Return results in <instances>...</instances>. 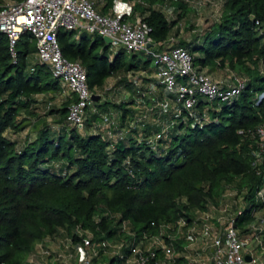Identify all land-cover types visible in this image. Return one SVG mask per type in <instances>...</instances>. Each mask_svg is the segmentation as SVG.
<instances>
[{
  "label": "trees",
  "instance_id": "trees-1",
  "mask_svg": "<svg viewBox=\"0 0 264 264\" xmlns=\"http://www.w3.org/2000/svg\"><path fill=\"white\" fill-rule=\"evenodd\" d=\"M10 1L20 0L0 4ZM115 1L94 0L95 10L110 14ZM125 1L130 14L121 18L139 16L156 49H187L198 71L207 65L241 70L245 85L230 101L197 95L194 106L186 109L159 79L140 75L150 71L148 54L111 50L99 34L59 28L62 55L86 69L90 89L101 92L116 77L114 86L128 91L115 101L102 95L87 110L82 126H70L71 99L53 106L62 87L49 66L34 56L29 32L16 41L15 60L8 36L0 32V264H25L37 242L60 232L75 246L78 226L91 231L93 241H123L119 255L107 261L122 264L143 233H155L160 223L178 218L190 223L197 211L215 209L230 187L242 197L240 213L234 215L239 235L263 237L264 154L258 160L255 151L264 142V0H222L219 18L186 39L177 37L188 11L185 0ZM169 2H174L171 12L165 8ZM158 98L168 100L166 111L154 105ZM142 106L156 121L144 119ZM111 109L118 114L114 138L99 125L101 115H112ZM170 121L174 124L153 148L148 138ZM28 125L33 131L21 135ZM175 245L182 249V239ZM159 258L155 249V258L146 264Z\"/></svg>",
  "mask_w": 264,
  "mask_h": 264
},
{
  "label": "built area",
  "instance_id": "built-area-1",
  "mask_svg": "<svg viewBox=\"0 0 264 264\" xmlns=\"http://www.w3.org/2000/svg\"><path fill=\"white\" fill-rule=\"evenodd\" d=\"M185 1L188 4L193 2V0ZM130 9L129 6L124 12L101 14L95 10L94 0L10 1L0 4V32L8 36L14 60L16 59L14 50L16 41L23 32H29L31 39L35 41L37 59L47 64L61 87L73 95L70 96L71 101L66 117L70 126H82L87 110L95 101L92 97L96 95L100 98L102 94L100 91L90 89L86 69L79 62L69 60L62 55L57 40L59 28L73 30L77 34L86 32L108 37L111 50L123 48L129 54L133 52L148 54L154 61L155 77L163 83L166 91L177 94L178 100L186 109L194 106L197 95L209 101L222 102L230 101L240 94L245 80L235 74H232L229 82L216 80L209 74L197 70L193 57L187 49L179 46H173L167 50L156 49L149 36L148 25L139 16L130 19L121 18L124 14L129 15ZM166 14L170 16V12L166 11ZM127 75L131 77L130 73ZM155 91V87L150 90L152 93ZM154 103L162 112L166 111L168 106L166 98H158ZM92 109L95 111L94 108ZM138 119L141 120V118ZM114 123V118L109 113L101 115V128L113 138L116 136L112 131ZM173 124L172 121L164 123L160 133L149 137L148 143L155 148L156 141ZM129 126L134 127L135 124L130 122ZM260 133L263 136L262 129ZM119 134H125V131ZM263 154L264 142L260 143V150L255 151V156L259 160ZM261 194L262 191H259L258 195ZM235 207L238 209L225 218L223 227L219 228L212 225L211 210L197 211L188 224L183 218H178L175 223H160L157 232L142 234L140 240L131 246L130 253L122 260V264H146L149 259L155 258V249L161 252V258L155 259V264H176L178 258L180 264L261 263L260 252L264 253V239L253 234L245 237L239 235L234 226V215L240 213L241 206L235 205ZM219 210L224 213V216L227 215V206ZM224 216L220 218L223 219ZM261 221L264 224V219ZM151 224L154 225L153 222ZM123 229L128 236L132 238L135 236L125 224ZM76 232L80 242L71 246L70 241L67 240L66 247L71 251L67 250L64 255L58 252L54 260L63 261L74 257L69 264H94L93 258L99 257V249L112 248L113 255H119L124 245L123 241L117 242L111 239L93 241L92 232L80 226L76 227ZM180 238L183 247L179 250L176 248L175 241ZM252 242L255 243V248L250 246ZM197 243L202 245L200 249L195 248ZM246 255L251 257L250 261L245 259ZM98 264H107V262Z\"/></svg>",
  "mask_w": 264,
  "mask_h": 264
},
{
  "label": "rangeland",
  "instance_id": "rangeland-1",
  "mask_svg": "<svg viewBox=\"0 0 264 264\" xmlns=\"http://www.w3.org/2000/svg\"><path fill=\"white\" fill-rule=\"evenodd\" d=\"M222 0H193V2H189L188 4V11L186 16L181 21L180 25V31L178 33V38L180 39H186L193 37L196 33L201 32L205 28H207L212 21L217 20L219 18L220 11L222 9ZM167 8V7H166ZM169 8V7H168ZM167 10L171 12V9L169 8ZM154 67V61L152 60L149 64V68ZM227 70L225 72H231L235 74L236 76H240V78H246V75L242 73L241 70H232L226 67ZM115 81H112V79H109L104 87L101 90V94L103 95L104 99H108L110 101L115 100H121L123 93L126 92V90H123L122 87H116ZM115 88V90H114ZM121 88L120 92L117 93V89ZM261 95H259L260 97ZM60 94H55L54 98L52 99L53 106L58 107L61 104ZM141 113L146 114L145 112H149L148 110H145L144 106L140 107ZM111 114L114 117V120L117 121V115L115 114V111L111 109ZM138 112V111H137ZM136 112V113H137ZM42 114L41 112H39ZM151 115L146 114L144 116V119L147 121L150 120ZM152 119V118H151ZM154 119H152L153 122ZM166 120V119H165ZM150 122V121H149ZM31 126V125H28ZM56 126V125H55ZM29 132H32L33 129L29 127L27 129ZM231 193V194H230ZM241 195L239 192L234 189L233 187L230 189H227V191H223L221 196L218 198V205L214 209V207L211 206L212 211V225L215 228L223 227L224 222L226 221L225 218H228L230 214H233L235 210L238 209L236 206H241ZM222 208L223 206H227L228 211L226 212L227 215L224 216V213L221 212L218 208ZM223 219H221L220 217ZM220 218V219H219ZM241 237L247 236V233L241 234ZM264 239V234L263 237ZM103 239V238H102ZM67 236L64 232H60L58 235H56L54 238H47L43 242L39 241L35 244L34 251L32 254L27 256L25 264H69L71 261H73L74 257L71 259H64L63 261L60 260H54L55 256L58 252L61 254H65L69 248H67ZM201 244L197 243L195 245V248L200 249ZM250 246L255 248V243H250ZM99 249V248H98ZM261 251V250H260ZM73 253V252H72ZM260 255H262V262H264V253L260 252ZM49 256V257H48ZM98 256L96 258V261L94 264H98L100 262H107L112 256V248L102 250V252L98 253ZM47 259H51L49 262ZM66 260V261H65ZM177 264V263H176ZM180 264V263H179Z\"/></svg>",
  "mask_w": 264,
  "mask_h": 264
},
{
  "label": "crops",
  "instance_id": "crops-1",
  "mask_svg": "<svg viewBox=\"0 0 264 264\" xmlns=\"http://www.w3.org/2000/svg\"><path fill=\"white\" fill-rule=\"evenodd\" d=\"M129 6H130L129 3H127L125 0H116L115 1V4H114V7H113V10H112V13L113 14H117L118 12H124V11L127 10V8ZM166 7L167 8L170 7L172 9L174 7V2H169V4ZM75 35H77V34L75 33ZM35 55H36V53L34 54V56ZM225 70H227L226 67H221V66H218V65H216V66L207 65V66H204L201 71L209 74L212 78H214L216 80H224L226 82H229L230 79H231V77H232V74L233 73H231V72L230 73L229 72H225ZM140 75H142V76L147 75L148 77H155L154 68H150L149 73H146L145 71H141L140 72ZM110 79H112V81H114V79H116V77H113V78H110ZM58 94H60L61 101L67 100V98L70 99V96H73L71 93H69L64 88H62V90ZM126 95H128V91H126L125 93H123L122 96H126ZM49 96H50L49 93L48 94H40V95L37 96V99H41V98L46 99ZM116 115H118V114L116 113ZM100 122H99V125H100ZM29 127H31V126H28L21 133V135L26 134L27 131H28L27 129H29ZM101 127H102V125H100V128Z\"/></svg>",
  "mask_w": 264,
  "mask_h": 264
},
{
  "label": "water",
  "instance_id": "water-1",
  "mask_svg": "<svg viewBox=\"0 0 264 264\" xmlns=\"http://www.w3.org/2000/svg\"><path fill=\"white\" fill-rule=\"evenodd\" d=\"M103 40L105 41L106 44H109V42H110V39L108 37H103ZM92 98H93V100L97 101L99 99V96L94 95ZM245 259L247 261H250L251 257L249 255H246Z\"/></svg>",
  "mask_w": 264,
  "mask_h": 264
}]
</instances>
